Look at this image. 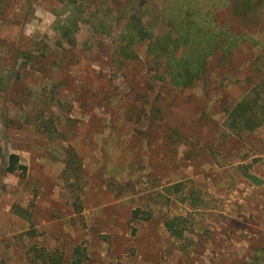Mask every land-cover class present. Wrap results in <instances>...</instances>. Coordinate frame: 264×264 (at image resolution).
<instances>
[{"label":"rangeland","instance_id":"rangeland-1","mask_svg":"<svg viewBox=\"0 0 264 264\" xmlns=\"http://www.w3.org/2000/svg\"><path fill=\"white\" fill-rule=\"evenodd\" d=\"M243 1L0 0V264L76 247L80 264H264V121L224 125L244 97L264 106V0ZM177 10L237 37L184 88L147 38L134 58L118 38Z\"/></svg>","mask_w":264,"mask_h":264},{"label":"trees","instance_id":"trees-1","mask_svg":"<svg viewBox=\"0 0 264 264\" xmlns=\"http://www.w3.org/2000/svg\"><path fill=\"white\" fill-rule=\"evenodd\" d=\"M257 1V0H256ZM237 9L246 12L249 4L243 0H237ZM245 7V8H244ZM69 18V17H68ZM170 29L165 34L152 37L145 33L139 16H130L125 24V28L120 33L119 40L122 41L120 51L125 58H134V46L144 38L148 39V53L155 60H163L165 66L162 69L163 76H167L170 83L181 88L190 87L207 72V59L215 50H221L227 54L236 45L237 37L216 27L213 31L208 24L188 17V13L177 10L176 15L168 22ZM62 29L64 36L68 35L69 25H58ZM171 33H174L173 35ZM183 47L177 52L178 47ZM264 106L256 99L247 97L236 102L227 109L224 125L236 131H251L260 126L264 121V114L258 110ZM25 169V166L18 164V155L9 153L5 163L6 172H14L17 169ZM136 209L134 213H137ZM180 216H174L164 221L166 229L174 236H181L182 229L179 228ZM74 257L69 264H80L84 259V254L76 247L73 251ZM38 264H66L62 255L56 251H42L38 255Z\"/></svg>","mask_w":264,"mask_h":264}]
</instances>
